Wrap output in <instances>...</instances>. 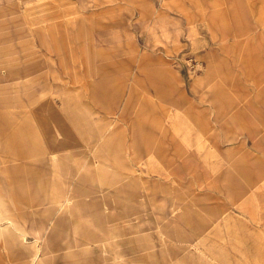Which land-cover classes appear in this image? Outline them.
I'll return each mask as SVG.
<instances>
[{"label":"rangeland","instance_id":"obj_1","mask_svg":"<svg viewBox=\"0 0 264 264\" xmlns=\"http://www.w3.org/2000/svg\"><path fill=\"white\" fill-rule=\"evenodd\" d=\"M261 13L0 0V155L51 162L0 185V263L264 264Z\"/></svg>","mask_w":264,"mask_h":264},{"label":"crops","instance_id":"obj_2","mask_svg":"<svg viewBox=\"0 0 264 264\" xmlns=\"http://www.w3.org/2000/svg\"><path fill=\"white\" fill-rule=\"evenodd\" d=\"M186 15L181 14V16L188 22L192 21ZM257 25H264V13L259 15ZM123 46L129 49L133 48L132 45L125 42L118 45L100 47L96 50V55L100 59L111 55H116V50ZM63 99L66 102L70 100V93L68 91L64 92ZM41 149L42 148L36 150V153H41L43 150ZM52 149H59V146L55 145L52 147ZM46 152L49 153L48 148ZM6 159L7 158L3 154L0 155V185L2 188H5L8 185V181H14L16 187L27 185L29 181L34 182V180L38 178V175L43 173L42 166H44V164H46V166H50L51 164L50 158L47 156H41L33 160L16 161L14 163H4Z\"/></svg>","mask_w":264,"mask_h":264},{"label":"built area","instance_id":"obj_3","mask_svg":"<svg viewBox=\"0 0 264 264\" xmlns=\"http://www.w3.org/2000/svg\"><path fill=\"white\" fill-rule=\"evenodd\" d=\"M1 264V263H0Z\"/></svg>","mask_w":264,"mask_h":264}]
</instances>
